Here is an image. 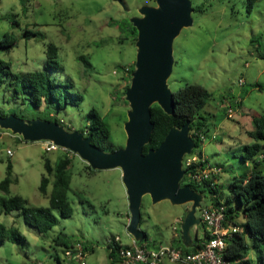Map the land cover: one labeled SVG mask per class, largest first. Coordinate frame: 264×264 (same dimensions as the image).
Masks as SVG:
<instances>
[{"label": "rangeland", "instance_id": "374dc122", "mask_svg": "<svg viewBox=\"0 0 264 264\" xmlns=\"http://www.w3.org/2000/svg\"><path fill=\"white\" fill-rule=\"evenodd\" d=\"M123 1L125 9L114 0H0V37L8 33L15 39L9 51H0V59L8 62L13 72L44 70L46 46L55 44L60 68L50 70L49 75L67 86L69 101L58 111L52 106L50 114L60 119L67 130H79L85 126L90 108L96 109L109 127L111 150L125 144L123 125L129 108L125 91L131 79L126 69L134 65L136 56V36L120 31L117 22L140 15L138 8L142 5H155L154 0ZM191 3L201 7L192 12V24L183 27L173 40L174 63L167 83L172 91L185 83H197L211 93L200 111L205 117L206 135L199 145L208 162L220 167V171L214 175L215 193L206 191L202 205L216 199L228 205L225 197L232 177L248 176L256 162L264 174V139L249 134L254 129L252 116H264V0H252L251 4L249 0ZM25 31L36 35L27 38ZM13 94V86L1 81L0 112L16 111L25 119L41 116L43 104L38 110L22 96L13 99ZM42 141L45 140L24 141L0 128V181L7 162L12 164L14 179L7 193L0 190V196L17 194L29 205L48 206L51 183L46 194L38 189L45 173L43 160L48 158L53 163L67 154L71 159L67 195L72 214L62 217L52 209L57 223L45 233L25 224L16 212L1 214L0 221L16 227L25 241L0 242V264H79L64 256L68 248L54 243L58 235L76 246H92L83 258L84 264H112L107 248L110 239L119 236L123 244L131 242L121 169L94 170L68 149L44 150ZM256 142L259 152L243 161L245 145ZM192 154H197L196 147L185 156ZM231 207L232 222L241 227L244 217L235 199ZM189 208L190 203L172 204L166 199L152 203L145 195L139 227L147 232L150 241L173 243L172 236H179ZM199 214L197 209L196 216ZM202 228V224L193 227L191 234L196 232L202 238ZM246 240L248 256L255 260L250 240ZM162 264L177 263L165 260Z\"/></svg>", "mask_w": 264, "mask_h": 264}, {"label": "water", "instance_id": "95a60500", "mask_svg": "<svg viewBox=\"0 0 264 264\" xmlns=\"http://www.w3.org/2000/svg\"><path fill=\"white\" fill-rule=\"evenodd\" d=\"M123 9V0H114ZM155 5H142L139 16L129 19L137 31L136 56L130 84L125 91L129 108L124 121L126 140L123 147L103 150L91 143V135L83 131L67 130L62 124L41 118L25 119L13 113L0 114V128L17 134L24 141L50 140L68 149L85 161L92 169L119 167L128 198L129 222L127 232L137 242L146 239L140 229L141 204L148 195L152 203L169 200L172 204L190 203L179 227V235L185 247H191L195 235L193 227L201 224L196 210L203 207L204 193L190 184H181L185 169L182 160L195 148L190 135V123L172 126L156 148L143 153L148 143L153 123L152 104H158L168 115L174 112L173 91L167 79L174 63L173 40L181 29L193 22L191 0H154Z\"/></svg>", "mask_w": 264, "mask_h": 264}, {"label": "trees", "instance_id": "16d2710c", "mask_svg": "<svg viewBox=\"0 0 264 264\" xmlns=\"http://www.w3.org/2000/svg\"><path fill=\"white\" fill-rule=\"evenodd\" d=\"M252 0H249L251 4ZM200 5L193 6V11L200 10ZM17 24L16 20H13ZM120 31H128L133 36H136L135 27L128 21L123 19L117 22ZM24 35L35 36L36 34L30 31H25ZM15 43V39L8 33H4L0 37V51H9ZM46 56L44 60V70H34L26 72H13L8 62L0 59V82L6 81L7 84L13 86V99H22L27 101L31 106L38 109L44 105L36 118L56 121L62 124L60 119L50 114L52 106L58 111L67 103L69 94L57 78L49 75L50 70L60 68L57 62L58 47L53 43H48L45 50ZM82 58V57H80ZM134 70V65L126 69L130 73ZM211 93L207 88L197 83H185L182 87L173 91L174 96V112L171 115L166 114L161 107L154 103L151 105V121L153 129L147 144L143 147V153H146L149 148H156L164 136L172 126H181L188 120L196 117L190 123V135L194 138L197 148V154H202V149L199 143L202 139L195 134L200 131L206 135L205 117L201 116L200 111L207 103ZM65 101V102H64ZM9 113V112H8ZM19 117L24 116L16 111H10ZM1 115H6L0 112ZM254 129L249 134L255 139H264V116L253 115L251 118ZM70 130V128L68 129ZM79 131H83L84 135H91V143L103 150H111L109 143L110 131L103 117L99 112L90 108L87 113V122ZM20 137V136H19ZM260 150V145L256 142L251 145H245V154L241 155L243 161L253 158ZM70 157L67 154L60 155L53 163L44 158L43 167L45 173L41 175L39 192L46 194L47 187L51 183V191L48 195V206H33L29 205L28 201L17 194L9 196H0V215H8L16 212L21 215L25 224L33 228L35 231L45 233L57 223V217L52 212V209H57L60 216L68 217L72 214V207L68 200L67 189L70 184V173L68 171ZM258 162L255 163L253 169L248 176H234L228 184L229 194L225 197L228 205H226V218L232 221L231 202L236 200L240 212L244 217V222L241 226V231L233 233L227 237V246L224 252V257L230 261H236L237 264H264V174L257 168ZM190 166L189 168L194 167ZM14 181L12 178V164L7 162L5 176L0 181V190L7 193L10 184ZM211 180L202 181V183H188L195 190L201 191L204 194L208 191L211 194L215 193L216 182L211 185ZM215 181V180H214ZM185 178L181 180V184H185ZM216 199L213 204H217ZM141 220V219H140ZM203 226V225H202ZM146 239L144 241L151 245L157 243L149 240V236L145 231ZM205 235L207 232L205 231ZM249 238L252 248L255 252V260L248 256L249 244L246 238ZM114 237L107 243L108 256L110 262L114 264L115 242ZM5 240L21 243L25 241L23 234L16 227L7 226L0 221V242ZM200 240V239H199ZM202 240V239H201ZM54 243L63 245L66 248L74 247V243L58 235L53 239ZM142 241V242H144ZM176 245L183 248L185 251H194L200 247L199 242L192 243L191 247H185L180 236L176 239ZM84 251L92 250V246L82 244ZM59 262V258H57Z\"/></svg>", "mask_w": 264, "mask_h": 264}, {"label": "built area", "instance_id": "2783aa9c", "mask_svg": "<svg viewBox=\"0 0 264 264\" xmlns=\"http://www.w3.org/2000/svg\"><path fill=\"white\" fill-rule=\"evenodd\" d=\"M195 134L201 139L204 138V134L200 131L195 132ZM212 138H215V135ZM42 144L44 150H53L59 147L50 140L42 141ZM7 152L10 151L7 150ZM182 164L185 169L183 178L187 183L197 184L212 179V185L215 182L214 175L220 171V167L208 162L203 152L201 155L184 156ZM192 165H195L193 169L189 168ZM199 217L207 235L200 241L198 249L185 251L183 248L172 244L151 245L149 241L137 242L133 236H131L130 243L123 244L120 237L115 236L113 239L116 256L114 257V264H162L165 260L177 264H237L236 261H230L224 257L227 237L241 231L239 225L226 218L225 205L221 202L203 205L200 208ZM86 253L82 245L76 246L75 244L74 247L65 249L64 256L75 259L79 264H84L83 258Z\"/></svg>", "mask_w": 264, "mask_h": 264}, {"label": "crops", "instance_id": "0c3cea01", "mask_svg": "<svg viewBox=\"0 0 264 264\" xmlns=\"http://www.w3.org/2000/svg\"><path fill=\"white\" fill-rule=\"evenodd\" d=\"M208 160V159H207ZM175 228V227H174ZM177 228V227H176ZM203 229V236H202V238L203 237H205V230H204V227L202 228ZM195 236H194V238H193V242L192 243H197V242H199L200 243V241H201V239L202 238H199L198 236H197V233L195 232V234H194ZM180 236V235H179ZM178 237V236H177ZM177 237H173L172 236V241H174L173 243H170V244H172V245H176V239H177ZM200 239V240H199Z\"/></svg>", "mask_w": 264, "mask_h": 264}, {"label": "clouds", "instance_id": "9594fccd", "mask_svg": "<svg viewBox=\"0 0 264 264\" xmlns=\"http://www.w3.org/2000/svg\"><path fill=\"white\" fill-rule=\"evenodd\" d=\"M16 135V134H15Z\"/></svg>", "mask_w": 264, "mask_h": 264}, {"label": "flooded vegetation", "instance_id": "af4514ba", "mask_svg": "<svg viewBox=\"0 0 264 264\" xmlns=\"http://www.w3.org/2000/svg\"><path fill=\"white\" fill-rule=\"evenodd\" d=\"M139 16V15H138Z\"/></svg>", "mask_w": 264, "mask_h": 264}]
</instances>
